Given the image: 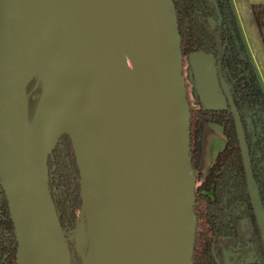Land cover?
I'll return each mask as SVG.
<instances>
[{
    "label": "water",
    "instance_id": "obj_1",
    "mask_svg": "<svg viewBox=\"0 0 264 264\" xmlns=\"http://www.w3.org/2000/svg\"><path fill=\"white\" fill-rule=\"evenodd\" d=\"M34 1L41 33L61 58L50 65L52 88L36 76L14 82L13 0H0V184L16 263L70 264L47 185L48 160L67 137L85 222L82 264H192L196 174L171 1ZM33 79L40 96L29 121L25 90ZM219 84L264 244L244 130ZM21 110L28 129L16 153Z\"/></svg>",
    "mask_w": 264,
    "mask_h": 264
},
{
    "label": "trees",
    "instance_id": "obj_2",
    "mask_svg": "<svg viewBox=\"0 0 264 264\" xmlns=\"http://www.w3.org/2000/svg\"><path fill=\"white\" fill-rule=\"evenodd\" d=\"M170 1L174 10L181 59L197 53L212 57L217 76L224 80L230 91L245 133L253 176L264 206V93L246 53L231 3L229 0ZM251 11L264 46V4L252 5ZM209 20L214 21L213 28L210 27ZM35 83L34 79L31 80L25 90L29 121L35 113L40 96V88L39 86L34 88ZM206 124L217 125L226 141L208 177L223 178L222 186L232 198L231 203L235 201L244 203L245 218L255 227L246 193L234 120L228 105L221 110L189 106L191 166L196 172L201 157L202 132ZM47 185L54 213L68 250L70 264H82L83 258L74 252L76 212L81 210L80 185L71 143L67 137L62 139L48 160ZM74 193L77 194L75 201L72 200ZM196 202L195 199L194 215H196ZM16 249V237L0 184V264H17ZM196 254L195 227L192 264H197Z\"/></svg>",
    "mask_w": 264,
    "mask_h": 264
},
{
    "label": "flooded vegetation",
    "instance_id": "obj_3",
    "mask_svg": "<svg viewBox=\"0 0 264 264\" xmlns=\"http://www.w3.org/2000/svg\"><path fill=\"white\" fill-rule=\"evenodd\" d=\"M208 22L211 28L215 26L213 20H209ZM211 22L213 23V26L211 25ZM189 56L183 57L182 60ZM213 66H214V61H213ZM214 70L216 74L215 66H214ZM219 79L222 78L219 75L217 76L216 74V81L218 83V88L220 89L222 97L225 101L224 108H226L228 104L220 87ZM205 126L203 128L202 139H201V157L195 172L196 174L195 199L197 201L196 210H195L197 264H264V244L262 242L257 219L254 214L249 198L246 172L242 160L240 146H239V151H240L242 166L244 170L246 193L250 203L253 218L255 221V227L251 224V222L247 218H245V214L243 213L245 206L244 203L237 201L231 203L232 198L229 196L227 189L222 186L221 180L223 178H217L215 176L208 177L210 175L211 170L214 168L216 164V160L219 153L224 149V147L217 154L214 163L212 164V166H210L207 169V172L206 173L199 172V166L203 155V135H204ZM224 141H225V137H224ZM248 155H249V150H248ZM249 160H250V156H249ZM250 168H251L252 177L254 179L251 160H250ZM214 174L217 175L218 173H214ZM77 175H78V171H77ZM254 182L258 189V185L255 179ZM74 195L76 196L75 199H77V194L74 193ZM258 195L264 211V206L260 198L259 189H258ZM234 198H236V195H234Z\"/></svg>",
    "mask_w": 264,
    "mask_h": 264
},
{
    "label": "rangeland",
    "instance_id": "obj_4",
    "mask_svg": "<svg viewBox=\"0 0 264 264\" xmlns=\"http://www.w3.org/2000/svg\"><path fill=\"white\" fill-rule=\"evenodd\" d=\"M236 21L242 36L244 47L256 71L258 81L264 93V46L250 7L246 3L234 6ZM183 79L187 90L189 106L203 109L221 110L224 108L220 98L216 96L218 83L215 79L213 60L204 54H193L181 59ZM224 137L217 125L205 126L203 135V155L199 172L206 173L212 166L217 154L224 147ZM73 194V200L75 201ZM76 235L74 238V252L83 258L86 252L85 222L81 210L76 212Z\"/></svg>",
    "mask_w": 264,
    "mask_h": 264
},
{
    "label": "bare ground",
    "instance_id": "obj_5",
    "mask_svg": "<svg viewBox=\"0 0 264 264\" xmlns=\"http://www.w3.org/2000/svg\"><path fill=\"white\" fill-rule=\"evenodd\" d=\"M41 16L34 0H13V39L12 59L14 63V82L25 83L36 76L50 88L54 86L51 79L50 65L61 60L51 51L52 45L41 33ZM23 111L18 119L17 134L14 137L16 147L21 148L23 135L27 131ZM75 136V132H73Z\"/></svg>",
    "mask_w": 264,
    "mask_h": 264
},
{
    "label": "crops",
    "instance_id": "obj_6",
    "mask_svg": "<svg viewBox=\"0 0 264 264\" xmlns=\"http://www.w3.org/2000/svg\"><path fill=\"white\" fill-rule=\"evenodd\" d=\"M243 2L246 3L247 6L250 7V9H251L252 5L264 4V0H230V3H231L233 11H235L234 6L236 4H240V3H243ZM234 14H235V12H234ZM215 79H216V74H215ZM216 96H218V98H220V100H221V102H222V104L224 106L225 105V101H224V99L222 97L220 89H219V91H217Z\"/></svg>",
    "mask_w": 264,
    "mask_h": 264
}]
</instances>
